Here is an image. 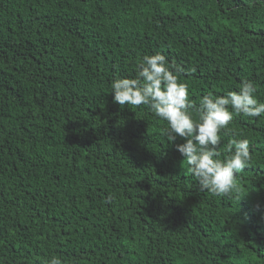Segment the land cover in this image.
Listing matches in <instances>:
<instances>
[{"label": "trees", "instance_id": "obj_1", "mask_svg": "<svg viewBox=\"0 0 264 264\" xmlns=\"http://www.w3.org/2000/svg\"><path fill=\"white\" fill-rule=\"evenodd\" d=\"M161 52L202 96L264 102L260 0H0V264H264V117L240 198L201 191L146 106L110 84Z\"/></svg>", "mask_w": 264, "mask_h": 264}, {"label": "clouds", "instance_id": "obj_2", "mask_svg": "<svg viewBox=\"0 0 264 264\" xmlns=\"http://www.w3.org/2000/svg\"><path fill=\"white\" fill-rule=\"evenodd\" d=\"M264 4V0H260ZM182 69L169 63L161 52L145 54L139 59L134 77H118L111 84L113 101L121 106H148L155 117L166 122L163 134L175 144L187 164V171L199 182L201 191L218 197L239 199V173L252 160L250 142L246 138L229 139L226 155L221 159L218 147L222 131L235 115L264 117V102L257 98V87L251 80L241 82L238 91L223 96L204 95L193 113L189 85L180 79ZM47 264H64L53 255Z\"/></svg>", "mask_w": 264, "mask_h": 264}]
</instances>
